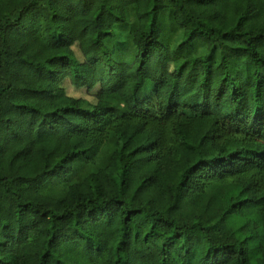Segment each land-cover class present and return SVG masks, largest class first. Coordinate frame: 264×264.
I'll return each instance as SVG.
<instances>
[{
  "label": "trees",
  "instance_id": "trees-1",
  "mask_svg": "<svg viewBox=\"0 0 264 264\" xmlns=\"http://www.w3.org/2000/svg\"><path fill=\"white\" fill-rule=\"evenodd\" d=\"M0 264H264V0H0Z\"/></svg>",
  "mask_w": 264,
  "mask_h": 264
},
{
  "label": "rangeland",
  "instance_id": "rangeland-1",
  "mask_svg": "<svg viewBox=\"0 0 264 264\" xmlns=\"http://www.w3.org/2000/svg\"><path fill=\"white\" fill-rule=\"evenodd\" d=\"M128 21L126 25L116 26V35L117 39L111 40L109 42L114 61H130L133 54H135V49L133 52V46L130 41L131 32L135 27V21L133 17L132 8L127 9ZM72 50L75 58L78 61L82 60V55L79 52L76 45L72 46ZM151 82L147 81L145 86L142 88V94H149ZM60 87L63 88L66 95L73 98H81L88 101L91 104L95 103V93L98 89V86H95L93 89L87 90L86 88H76L72 86L67 79L63 80L60 84Z\"/></svg>",
  "mask_w": 264,
  "mask_h": 264
}]
</instances>
